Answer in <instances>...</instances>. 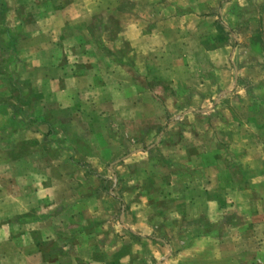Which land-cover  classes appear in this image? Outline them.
Returning a JSON list of instances; mask_svg holds the SVG:
<instances>
[{
    "label": "rangeland",
    "instance_id": "obj_1",
    "mask_svg": "<svg viewBox=\"0 0 264 264\" xmlns=\"http://www.w3.org/2000/svg\"><path fill=\"white\" fill-rule=\"evenodd\" d=\"M133 19L168 38L154 76L131 64L125 28ZM118 48L126 104L88 107L89 124H63L68 138L46 134L44 176L29 173L20 185L38 188L34 217L62 218L49 228L54 238L88 253L75 264H165L198 233L194 210L183 206L194 204L191 188L212 158L223 183L234 181L244 153L252 172L263 169L264 0H0V126L11 124L0 138H12L0 143V159H25L39 145L23 139L19 112L45 96L55 101L51 79L85 110L81 94L64 90L65 77L117 78ZM9 107L19 114L5 115ZM64 246L44 243L45 260L57 263Z\"/></svg>",
    "mask_w": 264,
    "mask_h": 264
},
{
    "label": "crops",
    "instance_id": "obj_2",
    "mask_svg": "<svg viewBox=\"0 0 264 264\" xmlns=\"http://www.w3.org/2000/svg\"><path fill=\"white\" fill-rule=\"evenodd\" d=\"M125 30L132 51V66L135 65L144 76H154L156 58L163 56L162 52L157 53V51L164 50L169 43L163 28L154 32L149 23H141L133 19V23L126 26ZM158 44L159 46H156ZM77 56L79 58V55ZM116 56L118 62L115 79L108 76L107 72L104 76H99V80L93 74L79 76L70 73L65 77L64 90L76 96L81 94L82 98H79L86 104L85 110H80L82 108H79L76 102L63 99V91L60 89L61 80L55 78L51 79V82L53 80L57 82L56 89L52 91L53 101L55 100L53 103H47L45 96L36 99L30 107L24 106V110L19 112L23 128L21 133L25 136L23 139H30L27 136L30 135L35 137L33 139H37L39 145H36L37 148L25 159L10 160L5 163L0 159V221L3 223L0 227V264H75L76 256L83 262L86 258L89 261L88 253L75 252V248L69 245V238L57 239L54 238V233H50L49 228L61 223L62 218L50 216L38 218L37 214L33 216L38 212V206H32V202L39 198L38 191L36 192L38 188L25 191L20 183L29 173L35 179L44 176L39 165L43 160L41 151L43 143L46 142L44 139L46 134L58 131L59 135L64 134V125L79 124L83 121V124H89L95 114L93 111L90 112L88 107L99 108L110 102L126 104L125 88L121 85L125 83V79L124 76H119L118 72L119 67L124 65L126 57L119 48ZM108 99H111L109 103H107ZM61 100L66 101L67 104ZM16 113L19 114L13 111L12 107L4 111V114L10 117H14ZM101 114L97 111L96 115L99 117ZM1 127L8 129L11 124ZM89 131H92V127ZM60 137L68 138L66 134ZM10 142H12L11 135L0 138V143L5 146ZM239 147L241 148V145ZM252 160L249 153L242 154L238 161L244 168L240 167L241 171L237 172L236 176L233 173V182L223 183V172L215 166L216 161L212 158L213 166L194 183L195 192L191 188V196L196 197L194 204L183 206L184 209L194 210L192 219L198 222L197 235L188 240L189 242L193 240V245L182 250L177 256L170 254L165 264H183L186 260L192 259L198 260L199 264H264V166L261 171L252 172L248 166ZM254 160L257 161V158ZM259 160L264 164V156ZM27 162L30 163L31 171L23 172L17 167V165L20 167L26 165ZM43 211V208L42 211L40 208V212L44 213ZM49 212L50 210L47 211ZM42 213L40 215H43ZM18 234L19 238H17ZM56 240L58 243L67 244L66 247H62L65 254L57 263L47 262L44 243H52ZM167 246L171 253L170 246Z\"/></svg>",
    "mask_w": 264,
    "mask_h": 264
}]
</instances>
